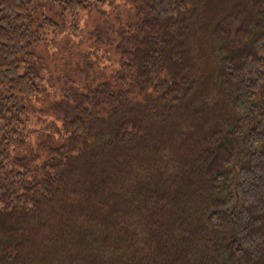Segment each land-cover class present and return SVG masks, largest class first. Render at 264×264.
<instances>
[{
    "label": "trees",
    "instance_id": "trees-1",
    "mask_svg": "<svg viewBox=\"0 0 264 264\" xmlns=\"http://www.w3.org/2000/svg\"><path fill=\"white\" fill-rule=\"evenodd\" d=\"M0 264H264V0H0Z\"/></svg>",
    "mask_w": 264,
    "mask_h": 264
},
{
    "label": "rangeland",
    "instance_id": "rangeland-1",
    "mask_svg": "<svg viewBox=\"0 0 264 264\" xmlns=\"http://www.w3.org/2000/svg\"><path fill=\"white\" fill-rule=\"evenodd\" d=\"M110 8V7H109ZM117 11L113 10L111 13L114 15ZM104 18L100 17L97 12H92L91 16L83 19L81 27H74L69 25L66 31L60 34H47V44L37 45L34 49L35 54L42 55V62L49 65L44 71L46 78H50L47 85L59 87V78L64 77L74 78L78 83L83 82L85 77H81L79 71L76 69V65L82 59L83 53H87L91 50L92 32L97 26L104 22ZM117 29L118 27H108ZM98 54V57L96 56ZM94 58H98L100 61L96 65V72L91 75H102L105 77L106 74H110L113 69L117 66L118 55L115 53L113 46H102L100 50L92 54ZM106 71V72H105ZM105 72L106 74H103ZM103 77L97 78L100 80ZM56 83V84H54ZM53 88V87H51ZM36 107H41L36 105ZM45 121L38 120L33 117L31 118L30 127L34 128L36 125H43Z\"/></svg>",
    "mask_w": 264,
    "mask_h": 264
}]
</instances>
